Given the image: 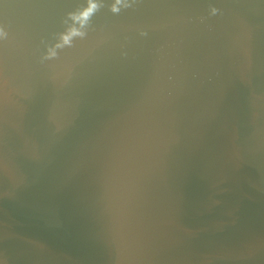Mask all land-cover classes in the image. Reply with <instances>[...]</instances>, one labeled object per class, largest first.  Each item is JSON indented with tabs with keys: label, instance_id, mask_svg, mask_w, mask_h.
Segmentation results:
<instances>
[{
	"label": "water",
	"instance_id": "95a60500",
	"mask_svg": "<svg viewBox=\"0 0 264 264\" xmlns=\"http://www.w3.org/2000/svg\"><path fill=\"white\" fill-rule=\"evenodd\" d=\"M0 264H264V0H0Z\"/></svg>",
	"mask_w": 264,
	"mask_h": 264
},
{
	"label": "clouds",
	"instance_id": "9594fccd",
	"mask_svg": "<svg viewBox=\"0 0 264 264\" xmlns=\"http://www.w3.org/2000/svg\"><path fill=\"white\" fill-rule=\"evenodd\" d=\"M95 8V5H92V7H90L88 10H86L85 12L82 13L83 18L86 20L88 18V16L90 15V13L93 11V9ZM73 34H77L75 32V30L73 31ZM65 43H67L69 41V37L65 36L64 37Z\"/></svg>",
	"mask_w": 264,
	"mask_h": 264
}]
</instances>
